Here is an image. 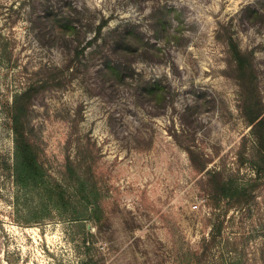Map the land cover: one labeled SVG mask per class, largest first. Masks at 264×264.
Returning <instances> with one entry per match:
<instances>
[{"label": "rangeland", "instance_id": "rangeland-1", "mask_svg": "<svg viewBox=\"0 0 264 264\" xmlns=\"http://www.w3.org/2000/svg\"><path fill=\"white\" fill-rule=\"evenodd\" d=\"M256 2L0 0V158L14 150L7 105L37 86L30 138L66 201L59 211L48 191L22 188L0 169V264H188L213 235L204 264H264V158L226 41L232 35L253 52L264 103V18L252 24L242 12ZM71 6L93 16V26L107 18L103 33L138 26L146 48L133 66L170 86L163 104L137 103L127 84L106 79L104 55L89 53L94 45L76 65L51 44L37 15ZM86 31L85 40L94 36ZM179 141L201 159L193 163ZM214 172L259 184L241 203L214 205ZM80 182L95 184L102 208L83 226L69 217L87 194Z\"/></svg>", "mask_w": 264, "mask_h": 264}, {"label": "trees", "instance_id": "trees-1", "mask_svg": "<svg viewBox=\"0 0 264 264\" xmlns=\"http://www.w3.org/2000/svg\"><path fill=\"white\" fill-rule=\"evenodd\" d=\"M258 1L261 4L258 2L256 4L250 3L242 10L248 19L247 21L252 24L257 23L259 18H264V3L260 0ZM71 8L69 12H55L47 8L43 13L37 15L36 23L50 35L51 44L62 45L70 53L71 60L73 62L76 61V65L82 60H86L87 62L89 57L85 55V52L89 47L94 45L95 48L89 51V53L91 56L99 53L104 55L102 57L104 58L105 67L100 70V73L107 76L106 79L110 82L127 84L137 103L149 101L154 103L162 102L163 104V101L167 100L166 94L171 92L170 86L162 84L160 79L152 80L144 78L133 66L134 59L143 55L146 48L143 46V38L138 35V26L131 21H126L103 33L102 29L108 23L107 18L101 17L99 23L93 26V16H85V12L82 10H78L72 6ZM159 8L163 7L160 6ZM162 21L163 19H159L157 24H160ZM83 22H86V24H83ZM83 25H87L85 26V30H88V32L94 30V36L85 40L87 34H84L85 30H82ZM102 35L104 38L103 46L98 43ZM226 41L232 57L233 65L231 67L234 68V75L241 88L243 113L247 121L253 124L260 148V155L264 158V103L258 90V80L253 62L254 54L253 52L243 50L232 35L228 34ZM98 47L100 50H98ZM104 47L108 52H104ZM78 68L76 66L74 70L77 71ZM133 80H136V83H133ZM41 87L43 86L41 85ZM36 91H38L37 86H30L24 91L17 93L12 103L7 105L13 133L14 150L12 158H0V169L10 172L15 177L17 184L22 188L35 187L48 191L53 199V206L59 211H63L62 204L66 205L65 198L61 194L63 192V185L60 182L48 181L46 170L39 160L36 146L30 138L32 127L31 122L26 118V114L30 98ZM188 114L192 117L193 110L191 107ZM180 143L188 151L193 163L201 159L200 154L198 156L196 151L190 146H186L182 142ZM204 168L205 164L201 163L199 169L203 170ZM214 174L215 181L210 182L212 192L208 193L210 201L214 205H218L223 199H227L229 203H241L259 184V182H237L233 177L224 179L220 173L214 172ZM80 184L87 191V194L82 202V208L74 207L69 212V217L76 221V223H79V225L82 223L83 226L85 225L83 224L84 220L90 219V217L99 218L102 208L97 198L92 196L97 191L95 184H88L87 182H80ZM51 189H54L55 192H52ZM215 238L216 235H213L211 239L204 243L200 254L193 253L194 260L189 261L188 264H204L203 258L206 256L209 246ZM90 259L92 260V258Z\"/></svg>", "mask_w": 264, "mask_h": 264}, {"label": "built area", "instance_id": "built-area-1", "mask_svg": "<svg viewBox=\"0 0 264 264\" xmlns=\"http://www.w3.org/2000/svg\"><path fill=\"white\" fill-rule=\"evenodd\" d=\"M198 205H196L195 207H197Z\"/></svg>", "mask_w": 264, "mask_h": 264}]
</instances>
